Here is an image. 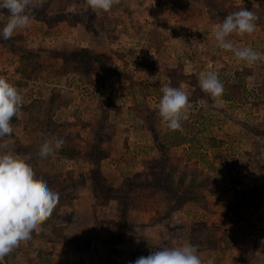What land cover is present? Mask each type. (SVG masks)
Returning <instances> with one entry per match:
<instances>
[{"label": "rangeland", "instance_id": "1", "mask_svg": "<svg viewBox=\"0 0 264 264\" xmlns=\"http://www.w3.org/2000/svg\"><path fill=\"white\" fill-rule=\"evenodd\" d=\"M241 8L259 17L256 31L228 39L264 53V0H120L98 13L85 0H43L28 13L43 21L0 37V76L23 96L0 143L30 154L60 195L42 232L5 264H133L186 243L202 264H264V62L238 61L213 38ZM208 71L224 84L223 107L199 87ZM164 85L189 94L183 131L159 116ZM53 137L67 156L41 159ZM152 167L174 170L173 190L152 186Z\"/></svg>", "mask_w": 264, "mask_h": 264}, {"label": "clouds", "instance_id": "2", "mask_svg": "<svg viewBox=\"0 0 264 264\" xmlns=\"http://www.w3.org/2000/svg\"><path fill=\"white\" fill-rule=\"evenodd\" d=\"M120 0H85L93 12H109ZM43 6V0L34 4L33 0H0V10L8 11L7 21L0 29V37L9 40L17 29L30 24L29 11ZM259 20L253 11L241 8L229 13L222 23L215 26V45L232 52L238 61L251 66L264 62V53L250 46L238 48L232 40L233 34L244 37L256 31ZM202 92L214 102V107H223L221 97L224 84L214 71H208L199 79ZM158 101V112L167 128L183 131L182 122L189 119L191 108L189 94L181 88L164 85ZM23 105L20 90L5 76H0V139L13 133L12 119L17 117ZM66 141L62 137L44 139L37 155L41 159L54 157ZM30 154H17L7 143H0V264L5 257L21 243L32 240L33 233L39 235L43 224L48 221L59 204L60 195L49 188L47 183L37 178ZM198 246L184 244L174 248L156 250L148 256H140L133 264H202L197 254Z\"/></svg>", "mask_w": 264, "mask_h": 264}, {"label": "trees", "instance_id": "3", "mask_svg": "<svg viewBox=\"0 0 264 264\" xmlns=\"http://www.w3.org/2000/svg\"><path fill=\"white\" fill-rule=\"evenodd\" d=\"M5 41V40H4ZM156 117V119H158L157 118V116H155ZM169 143H173V142H169ZM163 145H160V148H161V150L163 149V147H162ZM159 147V146H158ZM172 146L171 145H169V148H171ZM166 148H167V146H166ZM64 155H66V150L65 149H63V150H60ZM163 155V154H162ZM67 156V155H66ZM68 159H71V158H73V156L71 155V153L69 154V156L67 157ZM172 172H174V170L173 171H170V173L171 174H169V175H167V176H163V175H161L162 174V171L161 170H159V167L158 168H154V167H152V168H150V172H149V175L152 177V186L154 187V188H156V189H165L166 191H170V190H173L174 189V183H173V181H174V177L172 176ZM89 180L91 181V183L93 184V188H95V182L97 183V185H98V189H99V187H101L102 188V190H103V188H105V186L103 185V180H102V178H101V174L99 175H95V176H90L89 177ZM74 186V185H73ZM108 191H112V189L111 188H109V190ZM62 194V197H61V199L64 197L65 198V196H64V194L63 193H61ZM100 196V194L96 191V192H94V197H96V200H100V199H102L101 197H99ZM139 206V205H138ZM120 209L123 211V212H127V207H125V211H124V208L123 207H120Z\"/></svg>", "mask_w": 264, "mask_h": 264}, {"label": "crops", "instance_id": "4", "mask_svg": "<svg viewBox=\"0 0 264 264\" xmlns=\"http://www.w3.org/2000/svg\"><path fill=\"white\" fill-rule=\"evenodd\" d=\"M5 16V15H4ZM30 18H33L34 20H41V21H43L44 20V18L41 16V17H37V15L33 12V14H32V17L30 16ZM5 20H6V18H5ZM13 37V36H12ZM2 44V43H1ZM3 45V44H2ZM91 193L92 194V197H94V192H93V190H91V189H87V193ZM93 205L95 204V203H92ZM107 206H101V208H106ZM78 208V206H77V202L75 203V209H77ZM86 208H88V206H86ZM95 208H97V207H91V211L93 210V209H95ZM98 208H100V207H98ZM89 209V208H88ZM74 210V209H73ZM72 210V211H73ZM66 223V222H65Z\"/></svg>", "mask_w": 264, "mask_h": 264}]
</instances>
